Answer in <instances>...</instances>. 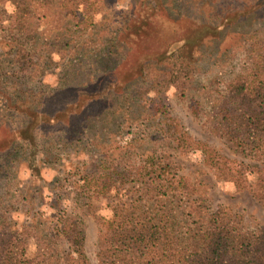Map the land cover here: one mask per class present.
<instances>
[{
    "label": "trees",
    "instance_id": "trees-1",
    "mask_svg": "<svg viewBox=\"0 0 264 264\" xmlns=\"http://www.w3.org/2000/svg\"><path fill=\"white\" fill-rule=\"evenodd\" d=\"M0 4H11L10 13L0 8V17L5 16L27 40L8 50L0 49V55L6 54L19 73L33 79L43 76L50 63L55 64L51 56L34 50L39 36L52 30L75 33L77 28L96 27L101 16L97 5L103 10L107 6L106 0H0ZM124 10L118 28H109L112 39L102 47L113 62L106 76L95 79V86L70 84L69 71L62 72L60 82L66 77L68 84L36 97L23 95L11 78L0 75V93L6 100L0 109V159L14 148L22 158L27 155L21 161L19 183L14 184L17 188L6 192L5 200L10 204L0 210V264H64L63 259L69 264H91L82 225L69 217L64 195L51 204L56 222L52 231L45 233L36 205L22 193L24 173L33 175L34 170L41 169H33L29 159L37 154L38 135L53 127L62 131L69 128L71 137L81 140L83 128L74 123L76 116L95 101L104 104L112 92L123 93L134 82L143 83L136 93L142 99L165 87L185 96L196 82L204 47L220 39L225 29L234 40L233 52L248 38L250 61L214 100L211 123L214 132L227 138L250 161L237 164L210 143L195 138L165 104L157 109L163 117L152 136L172 142L181 152L194 149L219 179L231 176L234 190H244L250 181L255 183L254 196L264 198V34L251 37L244 32L251 21L264 22V0H130ZM66 58L62 67L68 68L73 58ZM54 66L61 67L58 62ZM192 107L200 112L198 103ZM9 118L14 122L8 123ZM62 140L64 135L58 139ZM132 147H136L135 141ZM168 165L150 154L140 164L123 168L104 165L105 171L97 173L85 167L78 172V191L86 199L131 186V191L126 189L132 194L131 200L112 203L111 215L100 230V262L264 264V226L246 228L243 217L228 207L210 211L202 203L194 205L200 202L191 199L197 192L194 184L185 176L174 175ZM0 171L6 172L4 167ZM195 211L199 219L191 222ZM61 238L67 241V251L61 249ZM32 244L34 251L29 248Z\"/></svg>",
    "mask_w": 264,
    "mask_h": 264
},
{
    "label": "rangeland",
    "instance_id": "rangeland-1",
    "mask_svg": "<svg viewBox=\"0 0 264 264\" xmlns=\"http://www.w3.org/2000/svg\"><path fill=\"white\" fill-rule=\"evenodd\" d=\"M129 1L106 0L107 6H104V10L102 6L97 5L101 16L96 27L77 28L75 33L65 29L52 30L35 40L37 41L35 51L43 56H51L55 64L58 62L61 67L66 62V56H70L73 58L72 66L60 69L50 63L43 76L33 79L19 73L13 61L3 54L0 55V75L7 79L11 78L13 86L24 93L23 95L30 94L36 97H43L57 87L68 84L66 80L68 78L71 80L70 84L80 82L95 86L97 84H93L97 81L95 79L106 76L113 62L111 57L107 56V50L102 48L112 39L109 28L110 30L118 28L121 16L126 12L124 7L128 6ZM0 8L8 10L9 13L13 10L11 4H0ZM106 27L108 32L105 31ZM226 31L227 29L221 34L220 39L204 47L196 82L185 96L176 93L172 87H165L157 94L151 93L149 98L142 99L136 93L143 83L134 82L126 86L123 93L112 92L104 104L95 101L82 115L76 116L78 120L77 123L74 120V123L78 128H83L81 140L73 139L71 133H68L69 128L62 131L58 127H53L40 132L37 154L29 159L33 169H41L34 170L33 175L23 172L21 189L22 193L36 205L35 210L39 212L37 218L43 223L42 229H46L45 233L51 232V226L56 222L51 204L64 195L69 207V217L78 219L82 225L85 250L90 263L102 264L98 257L100 230L105 228V218L111 215L112 203L115 205L120 199L131 200L132 194L126 192V189L131 191V186L128 185L120 191L114 190L108 196L86 199V196L78 191L80 185L78 172L85 167L97 173L100 170L105 171L104 165L119 164L123 168L130 164H140L150 154H153L158 162L169 164L168 167L174 175L185 176L189 184H194L197 192L193 196L190 194L191 199L200 201L193 202L194 205L202 203L210 211L228 207L243 217L246 228L253 230L264 226V198L254 196L255 183L249 181L244 190L236 191L229 182L231 176L228 175V180L219 179L203 161L202 155L194 149L181 152L172 142L158 141L159 138L155 136L154 139L152 136L156 123L163 117L162 111L157 109L165 104L166 110L179 118L184 129L195 138L210 143L219 152L238 161L237 164L243 160L250 161V157H243L227 138L214 132L211 123V107L214 100L221 93H225L229 82L244 72L250 61L251 45L248 38H245L238 51L233 52L231 45L234 40H231ZM56 32L59 34L58 37ZM244 32L251 37L262 35L264 22L251 21L244 26ZM23 43H27L26 38L11 27L5 16H1L0 49L8 50L11 46ZM25 45L30 48V44ZM62 72H68L69 75L60 82ZM194 103H198L200 112L194 110L192 107ZM5 104L6 100L0 93L1 110ZM7 122L13 123L14 120L9 118ZM61 135H64V140L58 141ZM134 141L136 147H132ZM26 156L22 158L14 148L0 159V168L4 167L6 170L5 174L0 171V210L10 204L5 200V195L6 192L15 191L17 188L14 184L19 183L20 178H17V175L23 165L21 161L23 162ZM102 159L105 162H102ZM231 163L236 166L235 162ZM184 199L181 203L186 201V198ZM198 219L197 211L193 212L191 222ZM59 243L61 249L67 251L65 238H61ZM29 248L31 251L35 250L33 244ZM63 262L69 264L64 259Z\"/></svg>",
    "mask_w": 264,
    "mask_h": 264
}]
</instances>
